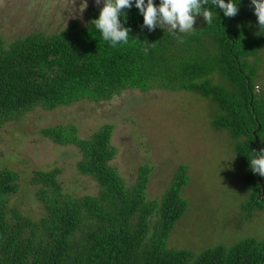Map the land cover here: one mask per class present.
I'll use <instances>...</instances> for the list:
<instances>
[{
  "label": "trees",
  "instance_id": "trees-1",
  "mask_svg": "<svg viewBox=\"0 0 264 264\" xmlns=\"http://www.w3.org/2000/svg\"><path fill=\"white\" fill-rule=\"evenodd\" d=\"M210 6L211 0L202 5ZM98 11L96 5L81 27L72 23L59 32L40 31L10 43L0 38V133L37 108L101 103L134 89L194 93L218 106L211 127L227 131L235 141L234 152L244 167L242 185L250 194L241 207L248 213L245 219L264 208L258 181L264 187V178L248 166L251 152L264 148V104L254 80L264 29L259 30L250 0H239L232 18L219 10L217 18L213 8L212 24L204 21L179 36L166 28L142 29L137 9H126L129 42L115 48L89 25ZM214 74L226 86L213 83ZM112 131V125H105L87 139L78 136L74 124L41 131L56 146L78 151L76 172L94 182L95 193L66 192L59 169L34 171L30 184L42 208L37 218L10 206L21 189L19 175L0 170V264H264V241L255 238L222 243L199 255L169 249V235L188 206L180 195L186 170L178 169L160 199H148L152 168L140 167L131 182L121 177L112 166L117 155Z\"/></svg>",
  "mask_w": 264,
  "mask_h": 264
},
{
  "label": "rangeland",
  "instance_id": "rangeland-1",
  "mask_svg": "<svg viewBox=\"0 0 264 264\" xmlns=\"http://www.w3.org/2000/svg\"><path fill=\"white\" fill-rule=\"evenodd\" d=\"M80 2L0 0V38L10 43L40 31L59 32L72 23L81 27L96 4L87 0L86 9L78 13ZM203 23L197 15L193 27ZM259 56L257 68L255 60L252 65L255 92L264 104V50ZM212 77L213 83L226 86L218 75ZM217 115L218 106L209 99L163 89L125 90L110 101L81 102L54 111L37 108L5 125L0 133V170L15 171L21 185L10 206L31 218L41 214L35 199L37 188L30 184L34 171L59 169V182L66 192L95 193L94 182L76 172L78 151L56 146L41 131L74 124L78 136L87 139L101 127L112 125L111 145L117 152L112 166L130 182L136 179L140 167H151L148 199H160L178 169L186 170L187 184L180 195L188 200V206L169 235V249L199 255L234 240L264 241V208L251 209L250 218L245 219L248 213L241 207L250 194L242 185L244 167L234 152L235 141L230 134L211 127ZM262 115L264 118V105ZM260 139H264V133Z\"/></svg>",
  "mask_w": 264,
  "mask_h": 264
},
{
  "label": "clouds",
  "instance_id": "clouds-1",
  "mask_svg": "<svg viewBox=\"0 0 264 264\" xmlns=\"http://www.w3.org/2000/svg\"><path fill=\"white\" fill-rule=\"evenodd\" d=\"M94 3L99 6V11L97 16L89 21V25L100 34L103 41L115 48L129 42L131 29L125 26L126 9H137L142 17V29L146 28L151 32L156 28H166L169 35L179 36L194 31L193 25L197 15L201 16L206 24H212L213 8L217 18V10L226 18L236 16L239 0H211L210 7H202L208 5V0H94ZM250 4L259 30L264 29V0H250ZM86 7L87 0H81L77 12L82 13ZM143 50L145 53L148 51L147 48ZM251 153L252 156L248 157L249 169L264 178V148H261L259 153L255 150Z\"/></svg>",
  "mask_w": 264,
  "mask_h": 264
},
{
  "label": "water",
  "instance_id": "water-1",
  "mask_svg": "<svg viewBox=\"0 0 264 264\" xmlns=\"http://www.w3.org/2000/svg\"><path fill=\"white\" fill-rule=\"evenodd\" d=\"M259 147H258V153H259ZM256 174V173H255ZM256 176H258L257 174H256ZM258 181H259V183L261 184V188H262V191H261V193H262V199H264V187H263V184H262V182H261V180L258 178Z\"/></svg>",
  "mask_w": 264,
  "mask_h": 264
}]
</instances>
